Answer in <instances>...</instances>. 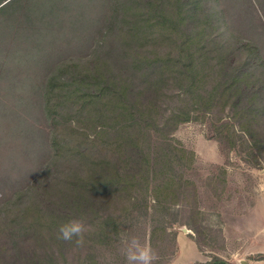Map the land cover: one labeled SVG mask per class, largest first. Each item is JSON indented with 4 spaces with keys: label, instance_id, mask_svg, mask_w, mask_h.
<instances>
[{
    "label": "rangeland",
    "instance_id": "1",
    "mask_svg": "<svg viewBox=\"0 0 264 264\" xmlns=\"http://www.w3.org/2000/svg\"><path fill=\"white\" fill-rule=\"evenodd\" d=\"M55 4L59 10L52 15ZM111 5L112 0H22L0 16V200L33 184L51 156L52 126L37 103V85L59 59L89 52L107 27ZM217 7L219 28L211 21L204 25L205 38L187 44L195 51L194 86L172 85L156 113L159 119L173 111L190 116L168 137V158L175 163L167 173L183 179L180 190L176 185L171 190L180 196L165 191L167 202L160 206L151 192L140 188L106 193L114 199L109 210L114 223L100 230L95 221L74 220L70 226L80 233L77 245L47 247L48 253H55L51 264H172L180 236L195 239L198 252L207 258L204 264L262 260L252 236L262 222L254 209L264 192V152L242 131V121L235 120L232 100L217 89L220 62L202 47L215 38L226 49L223 38L231 32L234 40L253 44L264 62V0H217ZM43 13L48 16L41 21ZM139 13L155 15L151 8ZM148 31L144 50L154 55H179L177 49L184 47L185 41L168 24L155 22ZM248 50L242 49L240 60ZM260 74L257 69L251 76L257 79ZM93 125L69 117L60 124L75 139L72 145L94 139Z\"/></svg>",
    "mask_w": 264,
    "mask_h": 264
},
{
    "label": "trees",
    "instance_id": "2",
    "mask_svg": "<svg viewBox=\"0 0 264 264\" xmlns=\"http://www.w3.org/2000/svg\"><path fill=\"white\" fill-rule=\"evenodd\" d=\"M20 1L0 0V16ZM58 6H52V15ZM150 8L155 15L139 13ZM111 9L107 27L89 52L59 59L36 87L37 103L52 126L51 156L33 184L0 200V264H51L55 253H48L47 247L56 244L64 250L71 249V243L77 245L80 233L70 226L74 220L95 221L106 230L114 223L109 211L114 199L106 193L140 188L151 192L160 206L167 202L165 191L180 196V191L171 190L175 185L180 190L183 179L167 173L175 163L168 158L172 152L168 137L190 116L173 111L159 119L156 113L172 85L194 86L195 51L187 44L205 38L204 25L211 21L219 28L217 0H112ZM131 11H137L134 19ZM47 14L40 16L41 21ZM155 22L173 27V34L185 41L177 49L179 55L144 50ZM221 23L227 30L226 21ZM232 38L231 32L224 36L226 49L214 38L202 50L218 58L217 89L232 100L235 120L242 121V131L262 154L264 62L253 44ZM249 48L240 60L242 49ZM257 69L261 74L256 79L251 73ZM66 117L92 121L95 138L72 145L75 139L60 126Z\"/></svg>",
    "mask_w": 264,
    "mask_h": 264
},
{
    "label": "crops",
    "instance_id": "3",
    "mask_svg": "<svg viewBox=\"0 0 264 264\" xmlns=\"http://www.w3.org/2000/svg\"><path fill=\"white\" fill-rule=\"evenodd\" d=\"M254 214H257L259 218H262L260 225L253 231L252 245L257 250V254L264 255V192L259 198ZM179 252L173 260L172 264H204L206 257L201 253L195 239L190 237L186 240L185 236L178 237L177 240ZM200 253L199 257L198 254ZM218 256V255H217ZM195 257L194 261H191ZM221 260L225 261V258L218 256ZM248 257V256H247ZM246 261L247 264H264V260H247L242 259L238 261H232V264H242ZM241 262V263H240ZM227 264V263H226Z\"/></svg>",
    "mask_w": 264,
    "mask_h": 264
},
{
    "label": "water",
    "instance_id": "4",
    "mask_svg": "<svg viewBox=\"0 0 264 264\" xmlns=\"http://www.w3.org/2000/svg\"><path fill=\"white\" fill-rule=\"evenodd\" d=\"M185 231L188 232L189 230L186 229ZM189 232H190V231H189ZM242 264H247V263H246V261H243Z\"/></svg>",
    "mask_w": 264,
    "mask_h": 264
},
{
    "label": "bare ground",
    "instance_id": "5",
    "mask_svg": "<svg viewBox=\"0 0 264 264\" xmlns=\"http://www.w3.org/2000/svg\"><path fill=\"white\" fill-rule=\"evenodd\" d=\"M189 232V231H188Z\"/></svg>",
    "mask_w": 264,
    "mask_h": 264
}]
</instances>
